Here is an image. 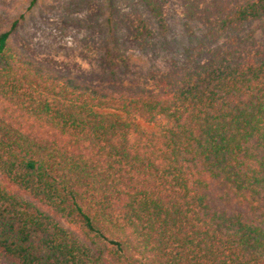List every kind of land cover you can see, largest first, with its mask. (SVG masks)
<instances>
[{
	"label": "trees",
	"instance_id": "1",
	"mask_svg": "<svg viewBox=\"0 0 264 264\" xmlns=\"http://www.w3.org/2000/svg\"><path fill=\"white\" fill-rule=\"evenodd\" d=\"M218 31L264 0H179ZM166 24L170 0H141ZM0 23V264H264V44L190 54L158 89L97 85ZM129 34L152 35L141 14Z\"/></svg>",
	"mask_w": 264,
	"mask_h": 264
},
{
	"label": "rangeland",
	"instance_id": "2",
	"mask_svg": "<svg viewBox=\"0 0 264 264\" xmlns=\"http://www.w3.org/2000/svg\"><path fill=\"white\" fill-rule=\"evenodd\" d=\"M137 14L152 28L143 43L129 34ZM16 18L12 41L23 52L77 78L117 88L157 90V78L190 54L207 61L216 47L264 44V17L218 31L187 18L179 0L166 6L165 25L141 0H0V23L9 26Z\"/></svg>",
	"mask_w": 264,
	"mask_h": 264
}]
</instances>
